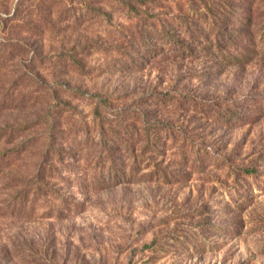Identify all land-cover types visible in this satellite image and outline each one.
Segmentation results:
<instances>
[{"label": "rangeland", "instance_id": "1", "mask_svg": "<svg viewBox=\"0 0 264 264\" xmlns=\"http://www.w3.org/2000/svg\"><path fill=\"white\" fill-rule=\"evenodd\" d=\"M242 1L0 0V96L8 100L0 107V127L37 121L39 138L28 156L1 165L0 264H264V107H258L264 58L221 68L207 57L183 60L165 52L174 44L209 45L212 38L200 36L201 29L214 15L225 16L222 8L231 4L240 5L241 14L247 6ZM205 4L212 12L196 14ZM251 9L263 23L264 0H252ZM16 12L13 28L7 19ZM152 47L158 54L140 60L137 50ZM27 71L45 85L26 80ZM166 94L220 107L167 106ZM157 97L163 102L154 105ZM59 98L71 109L56 115ZM227 109L238 110L232 120ZM120 115L137 116L121 120L138 129L142 116L174 129L162 152L145 154L140 176L132 177L139 181L152 172L144 182L117 179L92 148L103 122ZM54 120L67 142L88 148L69 159V168L57 164L55 186L16 210L9 205L16 195L11 181L35 171ZM15 147L0 144V152ZM205 149L214 160L182 166L186 152L195 157L200 151L201 157ZM238 166L257 174L236 178Z\"/></svg>", "mask_w": 264, "mask_h": 264}, {"label": "trees", "instance_id": "2", "mask_svg": "<svg viewBox=\"0 0 264 264\" xmlns=\"http://www.w3.org/2000/svg\"><path fill=\"white\" fill-rule=\"evenodd\" d=\"M242 2L246 3L247 6L243 8L241 14L239 13L240 5L236 3L231 4L227 9L222 8L225 16L218 17L217 15H214L213 19H211L207 26L201 29L200 36L207 34L206 37L212 38L209 45L189 44L185 46L174 44L166 47L165 52H170L172 55L176 54V57L183 60L197 56L207 57L210 62L215 64V66L221 68H244L249 66L255 60L254 58H258L259 56L264 58V21L263 23H256L257 19H255L251 9L252 0H243ZM202 9L212 12L211 8L205 4L204 6L202 5V7L195 9L196 14ZM217 13L220 14V11ZM17 17V12L13 16H9L7 19V25L9 26V24H12L13 28L17 27ZM203 17L205 19L207 18L206 15ZM191 37L196 38L197 36L192 34ZM13 46L23 47L24 45L16 42ZM137 54L139 55L140 60L144 61L145 57L154 58V56L158 54V50L153 47L145 48V50L143 49L142 51L138 49ZM32 60L35 61V58ZM140 64L141 63H133L132 67L140 70ZM63 66L66 67V65ZM23 75L26 80L33 82L39 87L45 85L38 77L33 76L28 71ZM62 92L69 93L66 90ZM162 96L169 98V102L167 100L163 103L167 106L174 104V102H178L180 107H194L195 109L198 107H220L218 105L220 102L198 100L192 96H181L178 101L167 94ZM7 101L8 100L5 97L0 96V107H6ZM155 102L154 105H159V103L163 101L157 97L155 98ZM57 103L56 108H58V111H56V115H59L65 108L71 109L70 103L63 101L60 98L57 100ZM222 104H224V107H245L244 102H233L232 104L222 102ZM258 107H264L263 100H261ZM209 109L210 108H206V114L208 115ZM236 113H238V110L227 109L226 112H224L228 120H232L231 116H235ZM96 115L101 121L104 120L99 107L96 108ZM45 117L54 119L55 115H50L47 112ZM121 117L125 120L138 118L134 115H120L118 117L119 121H111L108 124H105L104 121L101 125V140L97 143H93L92 148H94L93 150L96 153L98 152L101 155V158L104 159V168H106V165H109L108 169L112 170V175L113 171H116L115 176L117 179L124 180L125 183L144 182L146 180L145 178L153 175L152 172L143 173L139 181H133L134 179L132 177L135 175L138 176L142 172V165L146 161L145 154L150 153L152 155L154 153L162 152V149H159L160 146H165L167 144L165 140L173 138L174 129L170 125L164 124L158 120L145 121V119H142L143 116L138 119L140 120L139 124H141V127L138 129L130 124H124ZM37 124V121H31L18 126L0 127V144L8 146L16 145L12 150H4L0 152V175L3 173L1 165L5 164L6 160L28 156L31 150H34L39 142V138L36 135V130H38ZM47 131L46 136L48 139H46L43 147L40 145L41 152L39 158H41V160L35 166V171L28 176L18 175L11 181V188H14L16 195L12 196V201L9 205L15 207L16 210L18 206L24 207L26 204L33 203L36 200V194L41 192V190H48L51 189L52 186H55L53 180L56 177L55 174H58L60 171L57 164L65 167L68 164L67 162H69V159L72 158L76 160L78 154L83 156L85 150L88 148L86 145L82 146V142L76 144L75 139L67 142L65 137L66 132L60 131L59 127L55 124V120L49 124ZM21 139L22 141H19ZM58 139H62L64 143L56 145ZM162 140L164 141L162 142ZM66 144L70 145L68 148H63ZM129 152L131 153V156L133 154L132 157H126V154ZM199 152L200 151L196 152L197 156L195 157H191V155H188L186 152V155H183L184 162H182V166H184V168L186 166L196 167L201 166L203 162L207 163L211 162V159L214 160L213 153L206 152V149L204 155L201 157H198ZM87 154L88 153H86V155ZM122 157H124V160H130V158H133L130 160L132 161L131 164H125ZM149 159H152V157ZM217 159L218 155L217 158L215 157V160ZM119 161H121L120 164ZM69 166L70 165L68 164L67 167L69 168ZM128 169L129 174L126 175ZM234 173L236 178H239L244 177L245 175L251 176L257 174V170L249 167L240 168V166H238ZM161 174H164L163 178H167L165 170ZM126 176H129V178ZM231 232L236 233L237 231L234 230Z\"/></svg>", "mask_w": 264, "mask_h": 264}]
</instances>
